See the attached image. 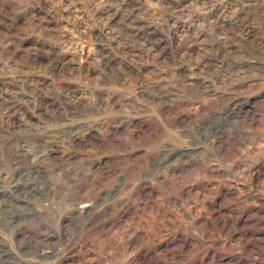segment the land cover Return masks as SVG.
I'll return each instance as SVG.
<instances>
[{
  "label": "rangeland",
  "instance_id": "obj_1",
  "mask_svg": "<svg viewBox=\"0 0 264 264\" xmlns=\"http://www.w3.org/2000/svg\"><path fill=\"white\" fill-rule=\"evenodd\" d=\"M0 264H264V0H0Z\"/></svg>",
  "mask_w": 264,
  "mask_h": 264
}]
</instances>
